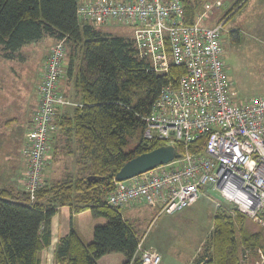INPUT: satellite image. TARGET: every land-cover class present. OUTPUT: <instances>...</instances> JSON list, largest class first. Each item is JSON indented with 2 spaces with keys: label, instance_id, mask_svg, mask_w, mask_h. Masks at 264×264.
Segmentation results:
<instances>
[{
  "label": "trees",
  "instance_id": "obj_1",
  "mask_svg": "<svg viewBox=\"0 0 264 264\" xmlns=\"http://www.w3.org/2000/svg\"><path fill=\"white\" fill-rule=\"evenodd\" d=\"M181 1L186 23L194 24L198 1ZM247 1L238 0L233 10ZM82 2L0 0L2 58L22 59L27 47L44 38L62 42L64 75L77 89L74 103L61 92L71 111L57 113L51 123L61 137L53 158L67 156L76 168L68 165L61 178L46 180L33 198L26 189L0 182V264H42L43 252L51 245V219L64 206L74 214L90 211L105 224L95 227L89 243L74 230L62 238L54 252L57 264H99L101 258L115 253L124 257L122 264H142L138 230L122 208L108 203V196L117 187V173L129 160L167 145L165 140L145 137V118L162 88L170 82L177 85L185 70L171 66L168 75L157 73L148 58L139 57L133 35L113 36L82 22L77 15ZM231 35L237 42L236 33ZM34 122L35 118L30 130ZM205 140L198 138V147ZM130 142L135 145L126 151ZM28 148L26 135L24 151ZM184 149L178 144V152ZM26 166L28 173L27 160ZM195 263L264 264V227L235 207L218 205L212 232Z\"/></svg>",
  "mask_w": 264,
  "mask_h": 264
},
{
  "label": "built area",
  "instance_id": "obj_2",
  "mask_svg": "<svg viewBox=\"0 0 264 264\" xmlns=\"http://www.w3.org/2000/svg\"><path fill=\"white\" fill-rule=\"evenodd\" d=\"M79 19L94 27H129L139 57L168 75L171 66L185 74L178 84L161 90L145 118V137L183 144L172 162L141 176L116 182L108 203L123 208L137 201L173 214L196 204L201 190L210 188L238 211L264 227V96L236 99L223 60L221 23L192 25L185 19L181 0H90L77 9ZM65 47L55 45L40 89V106L28 134L27 191L42 187L51 124L60 106L70 103L60 91L65 74ZM206 137L202 146L196 140ZM195 145L194 150L190 149ZM158 208V209H160ZM139 252L142 264H160L152 250Z\"/></svg>",
  "mask_w": 264,
  "mask_h": 264
},
{
  "label": "rangeland",
  "instance_id": "obj_3",
  "mask_svg": "<svg viewBox=\"0 0 264 264\" xmlns=\"http://www.w3.org/2000/svg\"><path fill=\"white\" fill-rule=\"evenodd\" d=\"M197 1L196 17L204 26L214 27L223 20V60L235 98L248 100L264 96V0H248L235 10L234 4L238 0ZM99 29L113 36H132L129 27L110 24ZM233 32L238 37L237 42L232 39ZM56 44L51 38H44L27 47L23 58L16 61L4 60L0 55V182L8 184L9 188L27 189L26 135L28 137L31 131L29 122L36 118L40 106L38 94L45 79V63ZM72 81L64 75L60 90L74 103L77 89ZM64 107L67 106L58 107L57 113ZM58 133V129L50 133L43 184L49 178L52 181L61 178L67 165L74 169L71 158H64L61 154L53 158ZM134 145L130 142L125 150L132 149ZM52 173L54 177H49ZM11 174L21 182L12 185L8 179ZM218 205L230 210L235 207L222 199L218 192L206 188L196 204L182 211L167 214L160 207L137 201L128 207H134L138 215L129 212L128 216L142 220V224L137 225L140 220L133 221L142 244L141 251H156L161 256L160 264H196L195 259L212 232Z\"/></svg>",
  "mask_w": 264,
  "mask_h": 264
},
{
  "label": "crops",
  "instance_id": "obj_4",
  "mask_svg": "<svg viewBox=\"0 0 264 264\" xmlns=\"http://www.w3.org/2000/svg\"><path fill=\"white\" fill-rule=\"evenodd\" d=\"M49 45L50 47H52L53 44L51 43ZM45 64H47V60ZM74 102H77V101L75 100ZM70 111H71V108L67 106V107L61 108L58 113L63 114L66 112L69 113ZM30 122H29V127L31 128ZM55 138H56L55 141L57 145L59 144V140L61 139V137L59 136V133L56 134ZM59 149L64 151L61 148ZM64 158H67V156H65ZM65 162L67 163L68 159H66ZM64 169L65 171L69 169L68 165L65 166ZM49 177H54L53 173L50 174ZM8 179L12 185H16L21 182V181H18L19 180L18 177H16L14 174H11L10 178ZM48 181H52V178H49ZM5 185H8V184H5ZM135 211L136 210L134 209V207H131V208L127 207L123 209L122 213L124 214V217L126 219L130 220L132 223L134 221L135 223V221L140 220V219L134 216L133 217L128 216L129 214H131L129 212H134L135 215H138L137 213H135ZM103 222L104 220L93 217L90 211H85L79 214H74L69 206L61 207L51 219V245L43 252L42 264H57L54 258V252H55L56 246L58 242L62 238L68 236L72 230H74L85 243H89L93 239L95 227L97 225L102 224ZM137 223L142 224V220H140V222H136V225ZM123 262H124V257L121 254H117V253L107 255L99 260V264H122Z\"/></svg>",
  "mask_w": 264,
  "mask_h": 264
},
{
  "label": "water",
  "instance_id": "obj_5",
  "mask_svg": "<svg viewBox=\"0 0 264 264\" xmlns=\"http://www.w3.org/2000/svg\"><path fill=\"white\" fill-rule=\"evenodd\" d=\"M180 157L176 145H166L129 160L117 173V182H124L166 165Z\"/></svg>",
  "mask_w": 264,
  "mask_h": 264
},
{
  "label": "bare ground",
  "instance_id": "obj_6",
  "mask_svg": "<svg viewBox=\"0 0 264 264\" xmlns=\"http://www.w3.org/2000/svg\"><path fill=\"white\" fill-rule=\"evenodd\" d=\"M204 191H205L204 189L201 190V196H203ZM201 196H200V198H201ZM200 198H199V200H200ZM199 200H198V201H199ZM127 207H128V206L123 207V208H122V211H123V209H125V208H127ZM247 217H248V216H247Z\"/></svg>",
  "mask_w": 264,
  "mask_h": 264
}]
</instances>
